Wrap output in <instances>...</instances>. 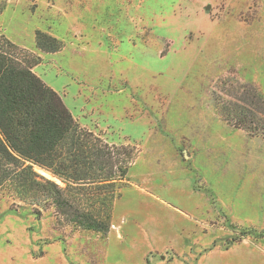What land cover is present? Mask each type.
I'll return each mask as SVG.
<instances>
[{"label":"rangeland","instance_id":"1","mask_svg":"<svg viewBox=\"0 0 264 264\" xmlns=\"http://www.w3.org/2000/svg\"><path fill=\"white\" fill-rule=\"evenodd\" d=\"M2 35L135 158L107 233L0 190V264H264V0H0Z\"/></svg>","mask_w":264,"mask_h":264},{"label":"trees","instance_id":"2","mask_svg":"<svg viewBox=\"0 0 264 264\" xmlns=\"http://www.w3.org/2000/svg\"><path fill=\"white\" fill-rule=\"evenodd\" d=\"M36 48L57 53L63 44L37 31ZM41 62L39 55L1 36L0 190L22 201H38L43 209L54 207L67 224L107 233L135 155L84 128L61 96L35 74ZM251 117L242 110L237 115L238 121ZM260 122L264 126V119ZM35 166L65 187L37 173Z\"/></svg>","mask_w":264,"mask_h":264},{"label":"bare ground","instance_id":"3","mask_svg":"<svg viewBox=\"0 0 264 264\" xmlns=\"http://www.w3.org/2000/svg\"><path fill=\"white\" fill-rule=\"evenodd\" d=\"M44 175H46L47 177H51V175L49 173L46 172H42ZM56 181L59 183V180L56 179Z\"/></svg>","mask_w":264,"mask_h":264},{"label":"water","instance_id":"4","mask_svg":"<svg viewBox=\"0 0 264 264\" xmlns=\"http://www.w3.org/2000/svg\"><path fill=\"white\" fill-rule=\"evenodd\" d=\"M39 170H41V171H44V172H46V173H49V172H47V171H45V170H43V169H41V168H38ZM50 174V173H49ZM51 175V174H50ZM44 176V175H43ZM51 177L53 178V179H57V178H55L53 175H51Z\"/></svg>","mask_w":264,"mask_h":264},{"label":"crops","instance_id":"5","mask_svg":"<svg viewBox=\"0 0 264 264\" xmlns=\"http://www.w3.org/2000/svg\"><path fill=\"white\" fill-rule=\"evenodd\" d=\"M38 67V66H37ZM36 69V68H35ZM35 69H34V71H35ZM54 89V88H53Z\"/></svg>","mask_w":264,"mask_h":264}]
</instances>
